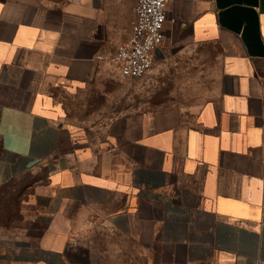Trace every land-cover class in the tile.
<instances>
[{"label": "crops", "instance_id": "1", "mask_svg": "<svg viewBox=\"0 0 264 264\" xmlns=\"http://www.w3.org/2000/svg\"><path fill=\"white\" fill-rule=\"evenodd\" d=\"M135 2L0 0V184L44 173L0 260L76 264L96 222L150 264H264V0H168L166 39L221 52L189 121L134 115L103 136L57 121L56 98L116 75Z\"/></svg>", "mask_w": 264, "mask_h": 264}, {"label": "rangeland", "instance_id": "2", "mask_svg": "<svg viewBox=\"0 0 264 264\" xmlns=\"http://www.w3.org/2000/svg\"><path fill=\"white\" fill-rule=\"evenodd\" d=\"M118 67V68H117ZM113 68L114 78L78 95L56 98L57 121L103 136L119 131L125 119L160 112L178 114L189 121L209 97L221 71V52L215 44H184L166 39L156 62L140 79H124ZM120 74V73H119ZM44 176L42 171L0 184V199L10 213L0 214V234L11 236L30 227L27 202L34 192L28 186ZM5 191V192H4ZM9 217L11 219L9 220ZM88 235L69 254L76 264H150L140 247L123 234L91 223ZM0 264H11L0 260Z\"/></svg>", "mask_w": 264, "mask_h": 264}, {"label": "built area", "instance_id": "3", "mask_svg": "<svg viewBox=\"0 0 264 264\" xmlns=\"http://www.w3.org/2000/svg\"><path fill=\"white\" fill-rule=\"evenodd\" d=\"M167 4L168 0H136L130 36L115 55L122 78H143L153 67L155 52L166 39Z\"/></svg>", "mask_w": 264, "mask_h": 264}, {"label": "trees", "instance_id": "4", "mask_svg": "<svg viewBox=\"0 0 264 264\" xmlns=\"http://www.w3.org/2000/svg\"><path fill=\"white\" fill-rule=\"evenodd\" d=\"M27 175H31V174H26V175H24V176H21V177H19V178H22V177H25V176H27ZM15 179H18V178H15ZM12 180H14V179H12ZM12 180H10V181H12ZM9 181V182H10ZM34 183H29L28 184V186H31V185H33ZM5 192V191H4ZM7 203H9V200L7 199V201L5 200V199H0V214H2V213H6L7 211H8V208H7ZM7 213H10V211H8ZM4 214H2V216L4 215ZM11 219V217H9V220Z\"/></svg>", "mask_w": 264, "mask_h": 264}]
</instances>
